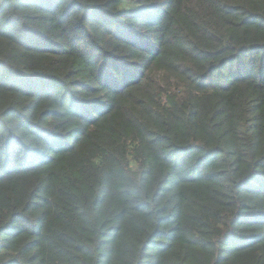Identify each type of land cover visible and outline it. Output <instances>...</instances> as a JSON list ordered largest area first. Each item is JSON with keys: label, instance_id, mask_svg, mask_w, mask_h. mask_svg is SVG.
<instances>
[{"label": "trees", "instance_id": "trees-1", "mask_svg": "<svg viewBox=\"0 0 264 264\" xmlns=\"http://www.w3.org/2000/svg\"><path fill=\"white\" fill-rule=\"evenodd\" d=\"M0 264H264V0H0Z\"/></svg>", "mask_w": 264, "mask_h": 264}]
</instances>
